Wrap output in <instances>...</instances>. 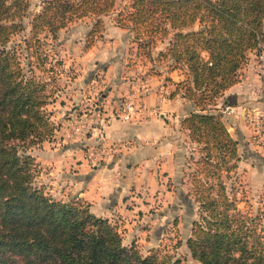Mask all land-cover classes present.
<instances>
[{"label":"trees","instance_id":"1","mask_svg":"<svg viewBox=\"0 0 264 264\" xmlns=\"http://www.w3.org/2000/svg\"><path fill=\"white\" fill-rule=\"evenodd\" d=\"M28 8L27 0H0V264H181L143 254L134 241L123 244L116 226L89 204L55 199L35 180L38 165L28 151L55 129L46 106L54 98L57 61L48 60L46 39L90 17L92 40L104 15L129 32L136 53L147 58L166 41L155 59L183 71L170 96L181 90L193 107L180 121L197 153L188 174L197 214L184 241L190 258L264 264L258 212L239 210L224 180L237 167V141L209 108L237 82L247 53L264 42V0H41L27 18Z\"/></svg>","mask_w":264,"mask_h":264},{"label":"rangeland","instance_id":"2","mask_svg":"<svg viewBox=\"0 0 264 264\" xmlns=\"http://www.w3.org/2000/svg\"><path fill=\"white\" fill-rule=\"evenodd\" d=\"M27 1L29 2L27 10L28 18L40 9L41 0ZM100 19L102 21L101 28L95 33L92 40H87V32L91 29L94 22V19L90 17L71 22L65 29L58 32L55 40L46 39L48 43L46 47H52L48 60L57 61L55 74L53 75V88L50 89L53 91L54 98L46 106V109L51 111L50 118L54 123L55 129L52 135L45 139L39 147L30 148L28 151L38 165V173L35 179L37 184H41L44 190L55 199L65 201L80 200L89 204V209V201L82 197L81 194L83 191L82 185L73 183L72 176H69L71 168L68 166V162L63 165L64 178L61 179L62 176L52 175L51 172L53 173V171L51 167L45 165L47 163H41L40 159L42 157L41 149H43V143L46 142L45 149L53 147L52 145L56 140V137H54L55 132L58 130L61 119H65L64 121L66 122L64 125L65 130L63 131L65 136L62 138L70 139L73 136L81 137V135L86 133L85 129L89 128L91 123H94L97 118L102 117L100 113L105 108L102 93L106 92L107 89V68L105 64H99L91 72L90 82L88 81L83 84L81 76L87 74V65L89 58L92 56L85 55V53L95 46V44L101 49L114 50L112 46L108 47V41H117L122 35L117 33V29H114L111 15L100 16ZM23 33H26V31L14 35L12 37L13 42L16 43ZM87 41L90 44L85 48ZM165 46L166 41L157 42L151 49L152 58H147L144 55L136 53V45L132 41L131 35H129L128 44L124 52L126 73L129 74L128 76L134 77L131 81L135 82V84L136 79L141 74L160 78L161 81L158 84H167V97L170 100L174 99L173 106H180L183 110L185 109L183 104H187L186 108L192 110L190 102L181 95V90L177 91L175 95L170 96L171 92L176 90L174 82L183 79V71L181 69H172L171 65L173 63L171 60L163 58L161 60L155 59L157 51L164 49ZM115 51L119 52L118 49ZM22 53L24 54V52ZM251 53L253 52L247 53V59L238 71L237 82L243 74L242 69L247 64L251 65L254 74L264 77V75L260 74L256 64V52L254 53V57H252ZM59 62L60 65L58 64ZM35 72L41 75L40 71L35 70ZM170 73H172L175 81L168 76ZM178 75L180 78L176 79ZM137 87L138 90H136ZM137 87L135 89L132 87L125 95L119 96L114 102L112 101L115 98L110 99V111L113 118L123 120L120 117L119 108L126 100L131 101L134 105V112L128 120L138 119L151 113L157 117V112L159 111L155 107L149 110L142 102L143 92L141 93L140 90L144 86L138 85ZM223 93L215 98V104L209 108L211 111L219 114L220 119L226 127L227 121H224L223 118L229 105L227 102H223ZM250 113L258 114L260 112L244 109L239 114L249 132L246 137L247 150H243L241 156H250L255 161L263 163L264 152L259 149V143L256 142L253 134L254 128L246 121V116ZM182 118L177 122L175 120L172 121L169 117L166 120L168 132L164 136L167 137L166 146L169 149V151L167 150V157L170 159V163L169 160L168 162L166 160L165 166L157 169V173L149 170L143 176L144 180L141 178L140 185L132 187L131 196L134 198L130 202L132 208H134V212L129 217V224L123 227V225H115L114 222L112 223V220L107 219L120 232L123 244H129L131 241H134L143 254L154 252L159 259L164 261H167L168 258H178L181 264H196L190 258L184 241L190 234L191 222L197 218L196 204L189 193L190 183L188 176L194 168L192 161L193 158L197 157V153L194 150V143L188 139L186 131L181 128L180 121ZM75 126L79 127L77 131L74 130ZM133 144L131 140L100 142L96 145H85L83 150L86 159L91 162H98L105 155H111L122 150H130ZM248 150H250V153ZM249 162L254 163L251 160ZM246 167L247 165L241 166L244 169ZM263 177L264 167L256 166V173H252L250 183L248 184V173L243 175V170L241 172V169L236 167L234 172L231 173V179H224L227 192L229 193L230 188L234 192L237 208L250 214L258 212V223L261 226L264 225V209L259 205L263 195L259 187Z\"/></svg>","mask_w":264,"mask_h":264},{"label":"crops","instance_id":"3","mask_svg":"<svg viewBox=\"0 0 264 264\" xmlns=\"http://www.w3.org/2000/svg\"><path fill=\"white\" fill-rule=\"evenodd\" d=\"M113 26L117 29V33L122 35L117 41H108V47L112 46L114 50L101 49L95 44L85 53L92 56L87 65V74L81 76L83 84L90 82L91 72L99 64L106 65L107 89L102 93L105 107L100 113L102 117L91 123L81 137L73 136L70 139L62 138L65 136L63 131L66 122L65 119H61L58 130L55 132V143L51 144L53 147L45 149L46 142L42 144L40 161L47 163L45 165H49L53 171L51 174L62 176L61 179L64 178L63 165L68 162L71 168L69 176H72L73 183L82 185L81 194L89 201L90 210L98 216L112 220L115 225L125 227L129 224V217L134 212L130 202L134 198L131 196L132 187L139 186L141 178L144 180L143 176L149 170L157 173V169L165 166L166 160L170 163L167 157V150L169 151L166 146L167 137L164 136L168 132L167 118L177 122L191 110L186 108L187 104H183L185 107L183 110L180 106H173L174 99L170 100L167 97V84H158L161 81L158 77L141 74L136 79V84L131 81L134 77L126 73L124 61V52L130 33L115 26L114 23ZM116 49L119 52L115 51ZM254 53H251L252 57ZM242 73L240 80L229 86L223 93V102L229 105L223 120L227 121L226 127L229 134L237 141V168H240L241 172L243 170V175L248 173L247 183L249 184L252 173H256V166L264 167V161L259 163L250 156H241L243 150H247L246 137L249 132L239 114L244 109L255 112L264 111V77L254 74L249 64L244 66ZM168 76L175 81L172 73ZM179 78L178 75L176 79ZM138 85L144 86L140 90L141 93L143 92L142 102L149 110L155 107L159 111L157 117L151 113L132 120L113 118L110 111V99L115 98L112 101L114 102L119 96L125 95L132 87L135 89ZM121 140L133 141V147L127 151L122 150L105 155L98 162L86 159L83 150L85 145ZM248 151L250 153V150ZM242 165L247 167L241 168ZM259 189L263 192L259 205L264 209V177Z\"/></svg>","mask_w":264,"mask_h":264},{"label":"built area","instance_id":"4","mask_svg":"<svg viewBox=\"0 0 264 264\" xmlns=\"http://www.w3.org/2000/svg\"><path fill=\"white\" fill-rule=\"evenodd\" d=\"M255 58L260 74L264 75V42L258 44ZM119 110L120 117L123 120H128L132 117V114L134 112V105L131 101L126 100L121 104ZM246 121L250 126L254 128L253 134L255 136L256 142L259 143V149L264 152V112H260L258 114H247ZM78 129V126L74 127L75 131H77Z\"/></svg>","mask_w":264,"mask_h":264}]
</instances>
